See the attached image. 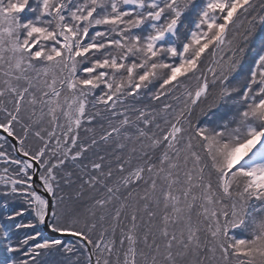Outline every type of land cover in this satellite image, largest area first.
<instances>
[{
	"label": "snow or ice",
	"instance_id": "6c2138e0",
	"mask_svg": "<svg viewBox=\"0 0 264 264\" xmlns=\"http://www.w3.org/2000/svg\"><path fill=\"white\" fill-rule=\"evenodd\" d=\"M0 264H264V0H0Z\"/></svg>",
	"mask_w": 264,
	"mask_h": 264
}]
</instances>
